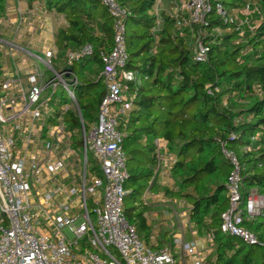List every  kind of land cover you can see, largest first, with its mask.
<instances>
[{"label": "built area", "instance_id": "obj_1", "mask_svg": "<svg viewBox=\"0 0 264 264\" xmlns=\"http://www.w3.org/2000/svg\"><path fill=\"white\" fill-rule=\"evenodd\" d=\"M100 1L113 20V46L100 54L105 95L88 131L80 112L77 127H69L65 113L77 105V80L68 66L74 59L90 54L92 47L85 44L70 52L65 67L56 70L54 39L62 16L54 10L47 12L42 0H36L27 13L40 25L42 37L36 45L33 40L32 44L22 43L26 32L35 29L28 24L30 29H23V15L19 14L17 21L6 14V19L0 18V25L3 21L5 27L16 23L12 40L0 38L3 58L9 59L0 67V264H207L208 247L202 243L212 244L210 234L205 240L197 238L190 226L191 238L186 240L182 226L176 223L169 232L170 239L163 240L158 248L156 234L150 236L153 245L148 244L126 219L124 183L128 168L122 148L124 135L118 127L120 116L132 101L126 95V83L133 80L134 74L125 69V20L130 12L114 0ZM177 2L179 5L169 15L178 27L204 24L205 17L215 13L224 24L251 29L248 4L234 13L217 0ZM160 5L161 0H155L157 26L161 22ZM37 10L42 15H37ZM193 52L197 61H204L208 46L198 37ZM58 85L66 91L71 105L52 112L48 92L52 89L53 94ZM155 144L156 178L165 184L171 157L160 160L161 147L158 141ZM223 152L234 171L229 177L230 202L222 215L221 232L254 245L256 236L240 224L260 214L264 198L252 189L242 207L236 158ZM162 167L165 172H161ZM151 193L150 188L143 193L147 206L151 204ZM180 216L188 219L187 211L182 210ZM66 228L72 239L66 236Z\"/></svg>", "mask_w": 264, "mask_h": 264}, {"label": "trees", "instance_id": "obj_2", "mask_svg": "<svg viewBox=\"0 0 264 264\" xmlns=\"http://www.w3.org/2000/svg\"><path fill=\"white\" fill-rule=\"evenodd\" d=\"M114 1L130 12L125 20V69L134 74L126 83L131 106L120 116L118 127L124 135L126 162H133L124 183L126 219L153 245L148 206L143 203L138 210L139 205L127 203L136 202L147 188L156 190L155 141L161 138L171 157L169 193L190 205L188 219L195 232L212 237L215 256L208 264H264V207L240 224L256 236L254 245L220 228L234 171L223 149L237 161L242 207L252 189L264 198V0H217L228 11H241L248 4L254 10L251 29L224 24L215 13L208 14L204 24L178 27L173 17L160 12L157 26L155 0ZM42 2L44 10H54L63 19L55 32V69L65 67L70 52L85 44L92 47L90 54L68 66L77 80V105L65 113L69 127L79 125L77 112L91 126L105 95L100 54L113 46L112 17L100 0ZM4 8L0 0V14ZM198 37L208 46L204 61L194 56L193 41ZM76 65L82 68V80ZM156 240L161 247V239Z\"/></svg>", "mask_w": 264, "mask_h": 264}, {"label": "rangeland", "instance_id": "obj_3", "mask_svg": "<svg viewBox=\"0 0 264 264\" xmlns=\"http://www.w3.org/2000/svg\"><path fill=\"white\" fill-rule=\"evenodd\" d=\"M179 4L177 2V0H161V5L159 8V13L160 12H166L167 14H169L170 12H172V8L177 7ZM228 9V7H226ZM5 10V9H4ZM0 14V18H7V16H5V13ZM240 9H234V13H238ZM16 15L18 16V14H21L19 11L16 10ZM252 14H253V9L251 8ZM23 15V14H21ZM25 16V15H23ZM252 22H256L252 19ZM3 21L0 25V38H4L7 41L12 40V31L15 30V24L12 25H8V26H4L2 25ZM131 26L129 25V23H127L126 29L127 32L130 30ZM179 34H182V30L179 29ZM14 36V34H13ZM23 39V38H22ZM197 40V39H196ZM194 40L193 42L195 43ZM193 43V45H194ZM42 55V54H40ZM0 58H3V53L0 50ZM54 60V59H53ZM54 62V61H53ZM39 69L43 70L44 69V65L39 62ZM56 70H58L56 68ZM75 72L77 74V77L82 80V76H83V72H82V68L79 65H76L75 67ZM48 75H51V72L48 73ZM75 94L77 96V88H75ZM48 95H51V101L48 102V106L51 109L52 112H59L61 110V108L65 107V106H70L71 105V100L68 97L66 91L63 89V87L61 85H58V87L56 88L55 92L52 94V89L49 90ZM97 117V113L95 114ZM86 120V119H85ZM85 126H86V130L88 131L90 126L88 124V121L86 120L85 122ZM77 133L81 134V130L78 129ZM148 140H152V137L149 136ZM159 142L160 144V155L159 158L160 160H163L165 158H168L169 153L167 151L166 148V142L163 139H158L156 140ZM88 157L89 159H91V154L90 152L88 153ZM161 163H163V161H161ZM133 166V162H129L127 163V167H132ZM165 179L163 181H165V184L159 183L157 184L158 186H156V190L152 191L149 200L151 201V204L148 207V212L147 214H149V217L151 219V226L152 228L155 227V230L157 229V231H154L155 233H158L157 237L168 241L170 239L169 236V232L170 230L174 227L172 225L178 223L182 226L185 236L188 234L190 236V226L192 227L191 224H189L188 219L186 218V216H180L182 215V210H186L187 214L189 211V206L186 202L185 199H183V197H179V196H172L169 193V190H171V185L173 184V180L172 178L169 176V174L167 176H164ZM166 189V190H165ZM254 190V189H253ZM134 201H130L129 203H127L128 206H134L139 205V209L141 210L142 207L141 205L143 204V195L142 196H138ZM245 208V207H244ZM247 219V218H246ZM250 219V218H249ZM176 226V225H175ZM193 229V228H192ZM66 236L69 239L73 238L72 233L66 228L64 230ZM197 238H202L205 240V238L207 237V234L201 235L196 233L195 235ZM203 246L207 249L208 247V257L206 259L207 264L210 263L211 260L214 259V252H213V246L212 245H208V243H202ZM260 256V253H258V257Z\"/></svg>", "mask_w": 264, "mask_h": 264}, {"label": "crops", "instance_id": "obj_4", "mask_svg": "<svg viewBox=\"0 0 264 264\" xmlns=\"http://www.w3.org/2000/svg\"><path fill=\"white\" fill-rule=\"evenodd\" d=\"M35 3H36V0H4V4H5L4 13L8 16V18H10L13 21H17V15H16V11H15V8H16L17 11H19L20 13L22 11L21 14L25 15L22 17L23 18V24H21L22 27H24L23 29L24 30H25V28H26V30L30 29V28H27V24L31 25L33 28H35L33 31L29 32L30 34L26 32V34L24 35L23 41H22V43L24 45H27L29 43L32 44V40H33L34 45H36L37 43H39V41H41L42 33L40 34V32H39V28H40L39 23H37L36 20H34V19L30 20L29 16H27L28 10L31 7H33ZM37 15H39V16L42 15V12L37 10ZM58 15L61 16V14H58ZM29 40H31V41H29ZM7 60L9 61V59L0 58V67L3 66L5 64V61H7ZM165 171H166V169L164 167H162L161 172H165ZM158 184H159V182H158ZM146 213H149L148 209L146 210ZM147 215L146 216H147V220L150 224V228L156 232L157 229L155 230V227L152 228L151 219L149 217V214H147ZM155 234L158 235V233H155ZM185 237H186V240H189L191 238V236H189L188 234ZM161 242H163L162 239H161Z\"/></svg>", "mask_w": 264, "mask_h": 264}]
</instances>
